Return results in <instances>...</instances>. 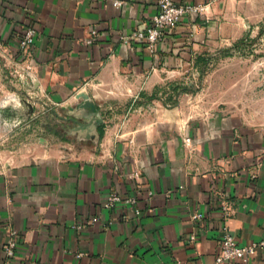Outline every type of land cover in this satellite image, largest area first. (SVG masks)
Segmentation results:
<instances>
[{"label": "crops", "instance_id": "1", "mask_svg": "<svg viewBox=\"0 0 264 264\" xmlns=\"http://www.w3.org/2000/svg\"><path fill=\"white\" fill-rule=\"evenodd\" d=\"M122 1L116 7L114 0H0V45L25 57L21 37L36 28L27 62L48 100L70 108L80 105L83 92L123 93L136 87L128 78L183 70L222 4L175 0L200 5L204 13L166 30L151 52L120 36L146 26L158 0ZM92 29L98 34L88 43ZM112 193L135 197L141 213L125 203L105 208ZM223 198L241 245L264 238L263 128L216 115L175 130L149 124L108 133L93 156H44L0 167V264H210L220 247ZM195 212L204 218L193 222ZM95 216L99 220L90 223ZM10 227L19 232V247L9 260ZM250 264H264V250Z\"/></svg>", "mask_w": 264, "mask_h": 264}, {"label": "rangeland", "instance_id": "2", "mask_svg": "<svg viewBox=\"0 0 264 264\" xmlns=\"http://www.w3.org/2000/svg\"><path fill=\"white\" fill-rule=\"evenodd\" d=\"M216 15L183 70L128 78L136 87L123 93L83 92L80 105L70 108L52 104L32 64L0 45V167L44 156H93L108 133L149 124L175 130L221 115L264 129V0H222Z\"/></svg>", "mask_w": 264, "mask_h": 264}, {"label": "built area", "instance_id": "3", "mask_svg": "<svg viewBox=\"0 0 264 264\" xmlns=\"http://www.w3.org/2000/svg\"><path fill=\"white\" fill-rule=\"evenodd\" d=\"M114 6L119 7L123 4L122 0H114ZM204 8L200 5L179 3L175 0H158V12L152 17L151 21L143 28L137 29L130 35H121L120 39L124 44L144 43L151 52H155L158 43L162 40L165 31L176 28L184 18L202 13ZM98 34L96 29L91 30L92 38L88 40L91 43L93 37ZM37 35L36 28L30 26L26 28L20 40V49L23 55L28 59L32 58V48ZM30 62V61H29ZM31 63V62H30ZM186 144L191 142L190 137L184 139ZM131 177L138 176V172L130 175ZM152 194V193H151ZM224 199V198H223ZM125 203L132 207L135 214H140L141 209L137 205V199L132 196H123L119 193H112L103 203L107 209H112L116 205ZM222 205V219L223 225L221 227V238L219 251L215 259L210 264H234L241 262L242 264H250L254 256L261 250H264V238L251 241L247 244L241 245L235 235L230 230L228 220L232 215V207L228 199L221 201ZM204 218L201 212L192 214L191 219L193 222ZM98 217H93L90 223H96ZM80 229L81 225L74 226ZM197 239L195 233L190 237L193 242ZM19 247V232L17 229L10 227L7 233V240L4 246V252L7 259H11L16 255L17 248ZM81 255V254H80ZM8 264V261L5 263ZM176 264H181L180 262Z\"/></svg>", "mask_w": 264, "mask_h": 264}, {"label": "water", "instance_id": "4", "mask_svg": "<svg viewBox=\"0 0 264 264\" xmlns=\"http://www.w3.org/2000/svg\"><path fill=\"white\" fill-rule=\"evenodd\" d=\"M79 97H85V94L81 93V94L79 95ZM88 104H90V103H88Z\"/></svg>", "mask_w": 264, "mask_h": 264}]
</instances>
